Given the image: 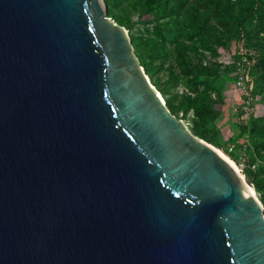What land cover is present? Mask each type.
I'll return each mask as SVG.
<instances>
[{
	"label": "water",
	"instance_id": "95a60500",
	"mask_svg": "<svg viewBox=\"0 0 264 264\" xmlns=\"http://www.w3.org/2000/svg\"><path fill=\"white\" fill-rule=\"evenodd\" d=\"M102 0H0V264H264V209L150 82Z\"/></svg>",
	"mask_w": 264,
	"mask_h": 264
},
{
	"label": "rangeland",
	"instance_id": "374dc122",
	"mask_svg": "<svg viewBox=\"0 0 264 264\" xmlns=\"http://www.w3.org/2000/svg\"><path fill=\"white\" fill-rule=\"evenodd\" d=\"M102 1L132 24L130 36L158 43L162 56L146 59L150 82L173 115L238 167L264 209V0H190L207 19L203 31L186 25L183 11L175 35L168 19L139 14L135 0Z\"/></svg>",
	"mask_w": 264,
	"mask_h": 264
},
{
	"label": "trees",
	"instance_id": "16d2710c",
	"mask_svg": "<svg viewBox=\"0 0 264 264\" xmlns=\"http://www.w3.org/2000/svg\"><path fill=\"white\" fill-rule=\"evenodd\" d=\"M107 0H104L106 2ZM136 6L139 8V14L145 15L152 20L158 21L168 19V31L170 34L175 35L179 33L178 22L175 21L184 11L182 21L186 25L193 28L195 32L201 33L204 27V21L197 8L192 6L190 0H135ZM108 15L116 20L119 24L130 29L132 24L129 23L121 15L114 12L111 6L107 8ZM174 18V19H173ZM132 44L134 46L135 54L138 55L141 64L143 65L147 74L151 73L150 68L146 64V59H153L162 56L163 51L158 43L154 40L142 41L138 36L131 35ZM189 106L186 107L188 109ZM195 134L200 137H205V134L195 130ZM247 176L251 177L249 170L245 171ZM263 202V201H262Z\"/></svg>",
	"mask_w": 264,
	"mask_h": 264
},
{
	"label": "bare ground",
	"instance_id": "6f19581e",
	"mask_svg": "<svg viewBox=\"0 0 264 264\" xmlns=\"http://www.w3.org/2000/svg\"><path fill=\"white\" fill-rule=\"evenodd\" d=\"M220 153V152H219ZM221 155H222V153H220ZM224 158H226V156H224V155H222ZM227 159V158H226ZM228 160V159H227ZM231 162V161H230ZM232 163V162H231ZM233 164V163H232ZM234 165V164H233ZM235 166V165H234ZM236 169L239 171V169H238V167H236ZM240 173V172H239ZM240 175H241V178H242V180H243V183H244V186H245V188L248 190V191H250L252 194H254V196H256V194H255V191H254V188H253V186H252V184L250 183V182H248L245 178H244V176L240 173ZM256 198H257V196H256ZM258 199V198H257Z\"/></svg>",
	"mask_w": 264,
	"mask_h": 264
},
{
	"label": "built area",
	"instance_id": "2783aa9c",
	"mask_svg": "<svg viewBox=\"0 0 264 264\" xmlns=\"http://www.w3.org/2000/svg\"><path fill=\"white\" fill-rule=\"evenodd\" d=\"M237 83L238 84H243V78L241 76H238Z\"/></svg>",
	"mask_w": 264,
	"mask_h": 264
}]
</instances>
